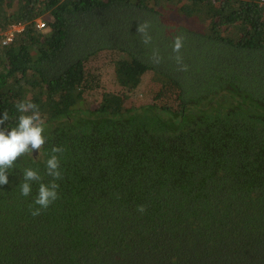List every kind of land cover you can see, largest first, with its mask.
I'll use <instances>...</instances> for the list:
<instances>
[{
	"label": "trees",
	"instance_id": "1",
	"mask_svg": "<svg viewBox=\"0 0 264 264\" xmlns=\"http://www.w3.org/2000/svg\"><path fill=\"white\" fill-rule=\"evenodd\" d=\"M261 1L0 0V118L15 127L31 100L47 140L0 186V264H264ZM147 75L150 99L130 103ZM53 146L59 199L33 217L22 170L50 182Z\"/></svg>",
	"mask_w": 264,
	"mask_h": 264
},
{
	"label": "clouds",
	"instance_id": "2",
	"mask_svg": "<svg viewBox=\"0 0 264 264\" xmlns=\"http://www.w3.org/2000/svg\"><path fill=\"white\" fill-rule=\"evenodd\" d=\"M151 23L144 21L138 24L137 32L141 37V42L149 45L152 42L150 34ZM185 37L176 35L173 39L172 52L175 54L170 59H174L178 66V71H188V66L183 63L180 55L184 47ZM162 57L158 49H153L151 60L154 64H160ZM20 113L15 127H5L9 116L5 111L0 118V186L9 183L8 173L19 158L27 154L40 153L47 143L45 132V121L41 116L39 106L31 100H22L15 105ZM63 149L59 146L51 148V154L46 160V175L52 179L44 183L38 169L26 167L22 170L23 177L18 189L20 194L27 198L32 193V184L38 183L37 194L33 198V204L29 206L30 214L37 217L42 211L47 210L56 200L59 199L58 189L60 185L57 181L63 178L61 171L60 155ZM137 211L144 213L145 205H138Z\"/></svg>",
	"mask_w": 264,
	"mask_h": 264
},
{
	"label": "rangeland",
	"instance_id": "3",
	"mask_svg": "<svg viewBox=\"0 0 264 264\" xmlns=\"http://www.w3.org/2000/svg\"><path fill=\"white\" fill-rule=\"evenodd\" d=\"M108 53H102V62L104 63V59L103 56H108ZM107 62V61H106ZM103 71V70H101ZM151 77L150 75H147L144 77L142 84L139 86L138 90L133 93L132 95H130L129 98V102L132 104H139L141 102H145L148 101L150 99V94H149V88H150V84H151Z\"/></svg>",
	"mask_w": 264,
	"mask_h": 264
},
{
	"label": "built area",
	"instance_id": "4",
	"mask_svg": "<svg viewBox=\"0 0 264 264\" xmlns=\"http://www.w3.org/2000/svg\"><path fill=\"white\" fill-rule=\"evenodd\" d=\"M261 6L264 9V0L261 1ZM36 25L38 29L43 30L45 29V23L41 21H37ZM26 26L22 23H17L14 25H11L4 33L1 34L2 37V43L3 45H8L9 43L13 42V40L16 38L17 35L24 32Z\"/></svg>",
	"mask_w": 264,
	"mask_h": 264
},
{
	"label": "water",
	"instance_id": "5",
	"mask_svg": "<svg viewBox=\"0 0 264 264\" xmlns=\"http://www.w3.org/2000/svg\"><path fill=\"white\" fill-rule=\"evenodd\" d=\"M36 154V153H35Z\"/></svg>",
	"mask_w": 264,
	"mask_h": 264
}]
</instances>
